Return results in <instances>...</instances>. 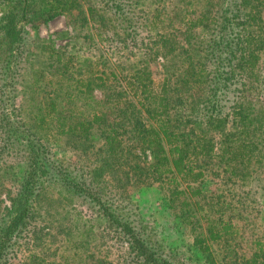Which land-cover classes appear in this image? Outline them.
<instances>
[{
    "label": "trees",
    "instance_id": "obj_1",
    "mask_svg": "<svg viewBox=\"0 0 264 264\" xmlns=\"http://www.w3.org/2000/svg\"><path fill=\"white\" fill-rule=\"evenodd\" d=\"M203 1V11L191 20L173 5L165 17L183 32L182 39L166 28L164 33L150 36L155 47L143 54L147 60L140 62L142 66L132 67L119 93L114 90L109 94L106 89L102 100L95 103L96 110L85 116L75 103L91 91L90 74L77 78L65 91L61 90V81L55 80L53 91H62L60 100L55 95L42 102L32 101V122L27 126L10 102L15 98L18 65L28 58L21 24L46 23L72 11L77 20V13L82 15L85 23L83 16L94 18L96 14L90 7L82 10L76 0H0V196L8 202L3 206L0 201V264H10L15 239L32 218V204L44 191L45 181L83 199L93 219L104 221L120 246L126 243L122 264H170L161 242L154 238L153 228L140 219L115 215L111 203L94 186L101 167L114 164L130 166L133 175L150 180L148 185L168 187L171 201L182 197L178 218L189 227L192 244L204 255L205 262L213 264L208 242L231 237L236 231L228 219L207 222L202 228L190 222L197 204L191 201L201 195L192 184L204 177V159L225 166L230 176L239 177L241 185L246 183L250 164L264 166V21L258 0ZM103 2L108 5L106 22L112 24L108 27L116 38L132 35L137 27L132 24L128 6L117 0ZM161 14L164 12L157 7L152 9L143 27L146 33L155 27ZM195 29L199 32L194 36ZM42 50L59 64L60 78L74 66L72 54L62 59L58 52L46 47ZM153 58L161 61V78L156 85L149 65ZM33 74L34 82H38L42 73ZM92 78L95 85L104 87L102 74ZM94 127L104 152L101 167L89 174V182H73L75 177H67L50 151L48 138L86 141ZM124 148L127 157H123ZM128 148L136 151L129 152ZM13 159L15 164H10ZM88 233L84 230L79 236ZM252 245L251 262L264 264V239ZM81 256L73 252L65 262L89 264L87 259H92Z\"/></svg>",
    "mask_w": 264,
    "mask_h": 264
},
{
    "label": "rangeland",
    "instance_id": "obj_2",
    "mask_svg": "<svg viewBox=\"0 0 264 264\" xmlns=\"http://www.w3.org/2000/svg\"><path fill=\"white\" fill-rule=\"evenodd\" d=\"M45 1L49 3L51 0ZM76 1L84 11L87 7L92 8L95 17L83 16L86 19L84 23L82 15L77 13V20L76 12L72 11L70 15L59 14L46 23L21 24L28 58L26 63L18 65L19 75L14 79L15 98L10 102L27 126L32 122L29 109L32 101L42 102L55 95L58 96L56 100H60L61 92L67 87L72 88L74 81L84 78L85 74L91 75V91L82 94L75 103L78 112H84V115L96 110L95 103L102 100L106 89L109 94L114 90L119 93L120 85L132 67L142 66L140 62L147 60L143 54L148 48L155 47L150 36L162 34L166 28L182 39L183 32L175 24L171 26L165 17L171 13L174 4L178 12L190 20L199 15L206 4L203 0H117L124 7H129L126 10L132 14V24L137 27L132 35H122L117 39L108 27L112 24L106 22L108 5L103 0ZM258 4L264 21V0H258ZM156 7L164 14L155 21V27L146 33L143 27ZM77 25L83 27L74 29ZM198 32L195 29L192 35ZM42 47L58 52L61 57L72 54L75 57L74 66L60 78L56 67L59 64L54 63ZM160 63L158 58L149 61L155 85L161 78ZM35 71L42 73L38 82H34ZM98 74L103 76L102 88L95 85V79L92 78ZM55 80L61 81L62 91H53ZM61 104L65 107L64 99ZM48 140L51 143L50 151L67 177H75L73 182H89V174L101 167L100 159L104 152L95 127L86 141L64 136ZM127 151L123 157H127ZM203 161L204 177L192 184L199 188L201 195L191 201L197 204L192 210L190 222L202 228L207 222L228 219L236 234L208 242L212 263L253 264L252 243L264 239V166L250 164L246 168L249 172L244 181L246 183L241 185L239 177L230 176L224 170L225 166H218L209 159ZM15 162L13 159L10 164ZM101 168L102 172H99L98 182L94 186L100 189L102 198L111 203V212L126 216L129 220L140 219L147 227L151 226L155 232L154 238L161 242L163 255L170 264H209L192 244L189 227L178 218L182 197L171 201L168 187H161L159 183L148 185L150 180L146 182L142 176L133 175L130 166L114 164ZM53 179L51 177L50 180ZM49 183L44 182V191L32 204V218L15 239L10 264H67L65 259L73 252L82 255L84 260L92 256V259H87L89 264L96 261L122 264L127 251L126 243L120 246L104 221L93 219L94 214L83 199L59 190L55 183ZM0 201H3V206H8L4 195L0 196ZM91 218L93 220L87 222ZM84 230L89 231V236L80 237L79 234Z\"/></svg>",
    "mask_w": 264,
    "mask_h": 264
}]
</instances>
